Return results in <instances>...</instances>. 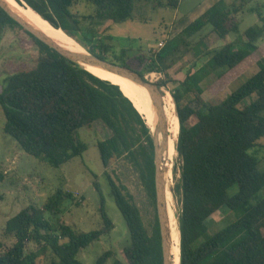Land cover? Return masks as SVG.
Here are the masks:
<instances>
[{"label":"trees","instance_id":"16d2710c","mask_svg":"<svg viewBox=\"0 0 264 264\" xmlns=\"http://www.w3.org/2000/svg\"><path fill=\"white\" fill-rule=\"evenodd\" d=\"M30 5L52 25L61 28L88 52L131 67L141 75L162 72L156 83L169 87L176 104L180 130L176 150L181 161L180 178L173 192L180 202V264H264V167L252 152L264 137V50L257 44L264 35V13L256 12L261 24L240 29L237 14L247 2L218 0L191 21L180 33L150 57H131L129 48L117 49L110 25L126 20L147 23L143 8H177V0H17ZM104 22H108L103 26ZM18 27L38 48L35 63L7 70L0 76V104L6 122L4 131L25 152L60 166L81 155L87 145L79 138L81 127L109 130L96 145L104 176L115 203L130 232L122 248V259L113 264H163L162 244L156 207L154 144L145 120L118 84L102 79L75 63L25 30L0 7V30ZM209 28V35L226 40L209 47L206 36L193 37ZM194 59L182 80L170 70L188 52ZM208 56L206 61L200 59ZM136 61L138 63H136ZM258 70L220 102L203 97V82L211 75L219 79L249 62ZM178 70H184V66ZM239 75V74H238ZM169 131L172 118L164 103ZM128 159L153 206V226L148 230L139 206L126 185L118 183L108 169L113 160ZM114 172V171H113ZM176 172V169H174ZM6 175L0 166V180ZM93 185L100 191L97 175ZM118 177V175H117ZM232 187L236 188L230 193ZM65 200H76L71 191L58 188L40 207L29 204L9 218L4 234L14 242L0 251V264H38L52 253V264H83L82 249L114 229L104 201L100 207L103 226L79 231L62 221L52 223L47 213L59 211ZM226 207L235 220L211 232L207 219ZM30 243L35 248L28 250ZM112 256L105 251L98 259L104 264Z\"/></svg>","mask_w":264,"mask_h":264},{"label":"rangeland","instance_id":"374dc122","mask_svg":"<svg viewBox=\"0 0 264 264\" xmlns=\"http://www.w3.org/2000/svg\"><path fill=\"white\" fill-rule=\"evenodd\" d=\"M166 1L164 0V2ZM216 1L218 0H177V8L168 6L152 8L153 6L150 4L143 8V13L148 18L147 23L138 20H126L109 24L111 27L110 34L114 37L113 42L117 49L121 47L129 48V54L132 58L137 55L150 57L153 55L151 53L154 47L160 40H167L180 33L191 21L201 15L200 13L207 6H211ZM225 1L229 3L235 0ZM241 1L235 2L239 4ZM249 7H257L264 13V0L247 2L246 7H244L246 9L237 14L241 31L249 26L261 24L256 12H250L247 9ZM103 24L105 26L108 22ZM205 35H207L205 43L211 48L218 47L234 38V35H230L226 40L217 39L214 35L208 37V28L193 37L194 43ZM257 44L264 50V35L259 38ZM37 56L38 48L31 43L24 30L18 27L0 30V76L7 70L35 63ZM194 58L193 52H188L179 63L172 67L169 71L170 74L176 80L184 79L185 72ZM207 58L208 56L202 57L200 62L206 61ZM109 61L116 62L112 54H109ZM136 63L138 62L136 61ZM182 66H184V70H178ZM257 70L256 63L251 61L238 68L236 73L239 75L231 72L222 79H219L215 74L211 75L203 82L205 88L203 97L209 102H220L255 74ZM146 76L154 82L164 79V74L162 77L151 73ZM172 87V84L169 87L162 86V94L169 93L172 96L169 90ZM172 100L175 104L173 96ZM136 107L141 113L145 112L147 114L144 106L136 105ZM5 122L6 117L0 104V166L6 172L4 179L0 180V251L6 249L15 240L13 236L4 234L7 220L29 204L41 207L50 195L58 188H62L65 191L73 192L76 200H65L60 205L59 211L47 213L46 217L52 223L56 224L58 221H62L72 225L79 231H90L99 228L104 223L100 211L103 199L106 212L115 226L110 233L103 235L99 240L92 242L81 250L79 259L83 264H98L97 259L107 250L112 251V256L104 264H113L116 258L122 259V248L130 240V232L110 192V187L103 174L105 167L96 145L99 139H104L109 134V130L101 124H96L94 130H90L86 126L79 128L77 134L87 145V149L81 155L75 156L60 166H52L40 157L22 150L15 139L4 131ZM146 123L149 125V122ZM252 152L261 159V167H264V137L259 140V145L253 148ZM180 165L181 161L177 154L172 169L173 180L170 184L172 197L169 198L168 208L170 212L174 209L178 229L180 202L173 189L180 178ZM108 169L113 173L117 182L126 185L133 195L134 202L141 210L144 223L147 229L151 231L154 209L132 164L128 159L113 160ZM174 169H176V172H174ZM94 175L98 176L97 181L100 185V191H97L93 185ZM235 191V187L230 189V193ZM236 217V213L223 207L211 215L206 223L211 232H215L235 220ZM35 247V244L30 243L28 250ZM52 259L53 255L49 252L41 258L38 264H52Z\"/></svg>","mask_w":264,"mask_h":264},{"label":"water","instance_id":"95a60500","mask_svg":"<svg viewBox=\"0 0 264 264\" xmlns=\"http://www.w3.org/2000/svg\"><path fill=\"white\" fill-rule=\"evenodd\" d=\"M0 7L4 9L7 12V14L11 18H13L18 24H20L25 30H27L29 33L37 37L39 40H41L42 42H44L45 44L56 50L59 54H61L65 58L75 63H78L84 68L85 65L104 67L106 69H109L110 71H113L121 76H124L134 81L135 83L141 85L142 87H144L149 91L155 109V119H154L153 128L151 129L149 126L148 127L150 128L151 136L154 144L156 207H157V216L159 221V229H160L161 244H162L163 264H173L171 258V235L167 221L166 199H165V194H166L165 172L167 170L165 169V165H164L165 164L164 155H165L166 143H167V125L164 114V104L162 100L163 94L161 92V87L152 79H149L147 76L141 75L138 71H136L131 67L119 65L118 63L93 55L90 52L86 54H81L65 49L63 46H61L59 43H57L55 40L47 36L44 32H42L35 25H33L25 16H23L21 13L15 10V8H13L5 0H0ZM120 89L122 90L121 87ZM132 103L134 107L137 109L133 101ZM137 111L140 113L138 109ZM140 115L142 116L141 113ZM179 238H180V231H179Z\"/></svg>","mask_w":264,"mask_h":264},{"label":"bare ground","instance_id":"6f19581e","mask_svg":"<svg viewBox=\"0 0 264 264\" xmlns=\"http://www.w3.org/2000/svg\"><path fill=\"white\" fill-rule=\"evenodd\" d=\"M9 3L15 10L25 16L33 25H35L38 29L44 32L47 36L55 40L65 49H68L72 52L86 54L88 51L74 38L67 35L61 28H57L52 25L48 20L43 18L39 12L37 13L30 5L19 3L17 0H5ZM85 68L89 70L91 73L101 77L102 79L109 80L113 83L118 84L123 92L134 102L135 106L140 105L144 106L146 112H140L146 122H149V127L152 129L154 125L155 119V109L152 103V97L147 89L142 87L141 85L135 83L134 81L121 76L109 69L104 67H97L91 65H85ZM162 100L166 104L170 116L172 118L171 130L169 131L167 126V143H166V151H165V184H166V213H167V221L171 235V258L173 264H180V238H179V229L177 225V219L174 214L173 204L171 201L172 209L171 212L168 208L169 198L172 197L170 190V184L173 180V166L175 157L178 154L176 150V144L178 140V134L180 130V123L177 113L175 111V104L172 100V96L167 93L163 95ZM138 109V108H137ZM139 110V109H138ZM167 125V124H166ZM171 200V199H170ZM176 201V200H175ZM174 203V202H173ZM176 211V210H175Z\"/></svg>","mask_w":264,"mask_h":264},{"label":"built area","instance_id":"2783aa9c","mask_svg":"<svg viewBox=\"0 0 264 264\" xmlns=\"http://www.w3.org/2000/svg\"><path fill=\"white\" fill-rule=\"evenodd\" d=\"M166 41L167 40H165V39L164 40H160L157 43V45L154 47V49H153L151 54H154V53L158 52L160 49H162L165 46ZM151 74H153V75L156 74L157 76H160V77L163 76L162 72H151Z\"/></svg>","mask_w":264,"mask_h":264},{"label":"crops","instance_id":"0c3cea01","mask_svg":"<svg viewBox=\"0 0 264 264\" xmlns=\"http://www.w3.org/2000/svg\"><path fill=\"white\" fill-rule=\"evenodd\" d=\"M210 6H207L200 14H202L207 8H209Z\"/></svg>","mask_w":264,"mask_h":264}]
</instances>
